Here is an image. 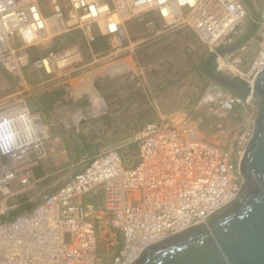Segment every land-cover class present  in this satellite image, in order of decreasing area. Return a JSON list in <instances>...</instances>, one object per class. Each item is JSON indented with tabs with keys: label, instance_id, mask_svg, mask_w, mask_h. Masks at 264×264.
Returning a JSON list of instances; mask_svg holds the SVG:
<instances>
[{
	"label": "built area",
	"instance_id": "1",
	"mask_svg": "<svg viewBox=\"0 0 264 264\" xmlns=\"http://www.w3.org/2000/svg\"><path fill=\"white\" fill-rule=\"evenodd\" d=\"M63 1L0 0L4 72L22 80L31 65L29 47L57 43L58 38L73 34L77 40L64 48L53 43V49L32 64L61 80L83 74L88 66H83L85 44L92 52V44L105 40L109 47L104 60L122 54L128 48L127 24L150 13L161 20L163 34L191 29L218 55L219 49L233 45L248 17L244 0ZM260 15L253 21L262 34L249 67L222 58L219 64L222 74L250 88L264 70V8ZM148 26L158 35L156 21L150 20ZM99 55L94 54L95 61ZM23 104L29 109L26 100L19 99L1 111L6 117L0 123V187L12 180L29 185L30 172L22 165L33 146L43 145L42 131L39 140L26 141L44 126L30 109L24 119ZM218 104L225 111L238 104L254 109L231 91L219 94ZM30 114L39 119L32 130L27 129ZM254 120L255 114L248 120L238 152L205 140L188 120L178 124L172 120L148 124L138 154L125 145L88 156L78 172L43 195L33 208L20 207L18 214H10L20 203L0 216V264H132L150 245L205 223L240 193L239 160ZM22 141L25 146L17 154Z\"/></svg>",
	"mask_w": 264,
	"mask_h": 264
},
{
	"label": "rangeland",
	"instance_id": "2",
	"mask_svg": "<svg viewBox=\"0 0 264 264\" xmlns=\"http://www.w3.org/2000/svg\"><path fill=\"white\" fill-rule=\"evenodd\" d=\"M63 2L66 3L65 0ZM247 7L248 17L233 39L234 45L235 43L241 45L233 52L216 55L215 72L217 73L222 74L219 68L222 59L230 62L237 60L243 68H248L257 54L262 28L259 27L251 36L250 32L255 14H261V10L264 8V0H249ZM138 21L129 22L130 25L126 30L128 48L122 54L119 53L104 60L103 57L108 55L104 52L109 47L108 45L106 48L104 47V44L107 43L105 40L99 39L96 44L91 45L93 53L85 44L83 66L88 65L82 70L85 73L75 74L70 79H64L63 86L45 87L46 80H50L51 77H47L45 72L36 69L32 63L53 49V43L57 44L56 46L59 48H64L73 40H77V36H73V34L58 38L57 43L56 41H46L43 45L29 47L31 65L22 74V80L10 76L0 68V111L15 100L24 99L29 109L33 114L38 115L42 122L41 114H39L40 106L60 101L64 97V107L68 108L71 113L63 119V122L70 132H73L70 137L74 135V141L78 143V145H72V143L71 145H58V137L49 138L48 134V138L43 139V145L33 146L22 165L30 172V184L25 186L18 180H12L7 187H0V216L4 213L8 214V210L20 203L23 205L26 203L36 204L43 195L56 190L70 176L78 172L88 156L108 148L125 145H131L128 146L129 149L138 154L137 143L140 139L125 142L133 135H128L130 132L128 126L131 124H128L129 119L123 117L124 109H122L121 102L122 96H126L127 93L131 94L132 86L137 87L138 91L142 89L143 92L148 89L147 86L150 85V90H153L152 86H154L158 92V97H156L159 99L158 105L162 109L170 111L167 117L160 119V123L168 124L174 120L178 124L183 120H188L198 128L205 140L213 144L225 149H233L235 152H238L239 146H243V136L249 129L247 123L253 118L255 109L247 110L239 104L232 111L220 108L219 94L230 90L214 81L203 68V62L211 53L213 54L209 47L205 45L209 52L208 55L195 54L191 42L182 44L175 39L154 38L155 30L148 26L150 20L145 18ZM140 27L144 29L146 36L138 37ZM78 39L80 40V37ZM81 40L85 41L84 38ZM153 40H155L154 44ZM97 53L101 55L95 61L93 56ZM121 61L130 63L131 68L120 74L104 73L98 74L94 78L93 86L101 96L104 108L100 115L93 116L91 113L95 109L90 96L86 93L79 97L75 96L76 86L74 83L78 85L80 78L85 74L105 70L108 66ZM93 63L95 64L93 65ZM136 78L144 80V84H142L144 86L139 84L140 81H138V85L134 84L133 81L137 82ZM70 80H72L73 86L69 85L70 89L68 90L67 82ZM147 80L151 82L146 83ZM71 87L74 88V91ZM231 93L239 97L234 92L231 91ZM46 95H49L48 101H46ZM78 113L83 114V117L76 121ZM136 118L140 121L145 117ZM146 120L151 122L152 119L148 117ZM69 140V142L72 141ZM8 192L11 194H7ZM22 199L26 200V203ZM23 205L16 209L13 208L12 212L18 211Z\"/></svg>",
	"mask_w": 264,
	"mask_h": 264
},
{
	"label": "water",
	"instance_id": "3",
	"mask_svg": "<svg viewBox=\"0 0 264 264\" xmlns=\"http://www.w3.org/2000/svg\"><path fill=\"white\" fill-rule=\"evenodd\" d=\"M238 48H222L218 54ZM215 57L207 61L208 75L255 109L253 133L239 160L240 193L205 223L150 245L132 264H264V70L250 88L210 70Z\"/></svg>",
	"mask_w": 264,
	"mask_h": 264
},
{
	"label": "crops",
	"instance_id": "4",
	"mask_svg": "<svg viewBox=\"0 0 264 264\" xmlns=\"http://www.w3.org/2000/svg\"><path fill=\"white\" fill-rule=\"evenodd\" d=\"M246 6L248 5L247 0H244ZM248 8V7H247ZM146 20H152V21H156V29L158 30V35L155 36V38L158 36L159 39L162 38H169V39H175L177 41H179L182 44H186L187 42H191V44L194 47L195 50V54H209L208 49L206 48V44H204L200 38L198 37V35L192 31L191 29H175L173 31H171L169 34H163L161 31V20L159 19V17L157 16L156 13H150L148 15H146ZM139 22V21H138ZM138 22H135V24H138ZM130 23L127 24V27H129ZM139 33L138 37H143L146 36L145 31L142 27H140L139 29ZM155 40H153V44H154ZM244 50V47H242ZM241 49V51H243ZM124 62V61H121ZM125 63V62H124ZM27 71V70H26ZM25 71V72H26ZM47 77H49V75L46 74ZM51 77V76H50ZM50 80H46L45 82V87L50 86V88H54V87H58V86H63L65 84L64 80L58 79L57 77H51L49 78ZM56 79V80H54ZM82 77L80 78V82H81ZM137 79V78H136ZM73 80V79H72ZM67 82L68 84V90L70 89V86H73V83ZM94 80V78H93ZM134 80V78H133ZM138 81L140 85L144 84V80H141V78L137 79V82L135 83L133 81L134 84L138 85ZM151 82V81H148ZM133 84V85H134ZM70 85V86H69ZM75 87V96L79 97L81 96L83 93H86L89 95L88 92H86L85 90H83L81 93H79V87H80V83L78 82V85L74 83ZM154 85V84H153ZM144 86V85H142ZM150 86V85H149ZM143 92L142 89H137V87L132 86L131 89H133V91L131 92V94H128L126 96H122L121 97V102H122V109L123 110V117L129 119L128 124H131L128 126L129 129V133L128 135H133L131 138L126 139L125 142H130L132 140H138L141 139L142 136L145 133V128L148 124H150L152 121H156L158 120V122H160V119L167 117L168 116V110H164L161 108V106L158 105V101L159 99H157L156 97H158V92L156 91V89L153 87V90H150L151 88H149ZM94 87V86H93ZM72 91H74L73 87ZM127 90V88H126ZM79 93V95H78ZM99 94V93H98ZM90 96V95H89ZM46 101L49 100V95L45 96ZM61 98V97H60ZM59 98V99H60ZM71 98V97H70ZM74 98V97H73ZM91 98V96H90ZM101 98V96H100ZM65 100H67L65 98ZM75 100V98H74ZM102 100V98H101ZM92 101V100H91ZM94 102L92 101V104ZM65 102H64V97L62 98V100L60 101H55L54 103H47L45 105L40 106V113L41 114V118H42V123L43 126L46 129L47 135L49 134V138H52L53 136L58 137L59 139V143L58 145H78V143H75V139L73 138L74 135H72V137H70L71 134H73V132H70L69 128L67 126H65L64 124V118L68 117V115H70L69 113H71L68 108L64 107ZM94 109H95V113H91L93 114V116H98L100 115L103 107H104V103L102 100V104L100 105V107H96L95 104H93ZM97 113V114H96ZM79 115L77 116L76 121L80 120L83 116V114L78 113ZM136 117H140L144 119L138 121ZM151 118V122L149 120H146V118ZM150 122V123H149ZM153 122V123H154ZM67 123V121H66ZM68 135V137H67ZM48 138V136H47ZM133 138V139H132ZM71 139L72 141L69 142ZM139 143V142H138ZM137 143V145H138ZM57 144V143H56ZM131 146V145H130Z\"/></svg>",
	"mask_w": 264,
	"mask_h": 264
},
{
	"label": "bare ground",
	"instance_id": "5",
	"mask_svg": "<svg viewBox=\"0 0 264 264\" xmlns=\"http://www.w3.org/2000/svg\"><path fill=\"white\" fill-rule=\"evenodd\" d=\"M130 68H131V64L130 63H128V62H125V63L124 62H119L117 64H113L111 66H108L107 68H105V70L102 69V70H99L97 72H92V73L85 74L82 77L81 82H79L80 83V87H79L80 91H79V93H81L83 90L88 92L89 95L91 96V100L94 102L93 104H95L96 107L99 108L100 105L102 104V100H101L100 95L98 94V92L93 87V78L98 76V74H104V73L120 74V73L128 71ZM79 93H78V95H79ZM20 110H22L21 113L25 116L24 119L27 120L28 119V114H26V113H28V111H29L27 106H25L24 104L21 105ZM4 114H5L4 112L0 113V117H2V118H0V123L3 121V118L6 117V115H4ZM35 116L39 117L38 115H35ZM35 116L31 115V114L29 115V122L30 123L29 122L27 123V129L28 130H32V125H35L36 124L35 122L39 120V119L35 120ZM0 126H1V124H0ZM41 128L39 127L38 130L36 131V137H34V138L33 137H28V138H26V141L28 139H30V138H31L30 142L39 140V135H38L39 131H42L41 133H42L44 138L47 137L48 135H47L45 127H43L42 129ZM24 143L25 142L22 141L19 145H17V147H16V149L18 150V151H16L17 154L20 153L21 148L23 146H25V145H23ZM0 184H3V179H0ZM4 190L7 191V189H4Z\"/></svg>",
	"mask_w": 264,
	"mask_h": 264
},
{
	"label": "trees",
	"instance_id": "6",
	"mask_svg": "<svg viewBox=\"0 0 264 264\" xmlns=\"http://www.w3.org/2000/svg\"><path fill=\"white\" fill-rule=\"evenodd\" d=\"M247 3L249 4V0H247ZM254 18H255V20H260V18H261V15L260 14H255V16H254ZM259 29V26L258 25H256V24H254L253 23V26H252V28H251V32H250V36L256 31V30H258ZM105 43V42H104ZM106 45H108L107 43L106 44H104V47L106 48ZM96 47V46H95ZM212 54V53H211ZM209 58H210V56L209 57H207V59L205 60V62H203V68H204V70L206 71V64H207V61L209 60ZM216 58L211 62V64H210V70H212V71H215V69H216ZM206 73H207V71H206ZM208 74V73H207ZM238 95V94H237ZM239 96V95H238ZM23 200V202H26V200H24V199H22ZM35 205V204H34ZM34 205H30V204H24L23 205V207L22 208H33L34 207ZM18 212L19 211H13V212H11V214L12 215H16V214H18Z\"/></svg>",
	"mask_w": 264,
	"mask_h": 264
},
{
	"label": "flooded vegetation",
	"instance_id": "7",
	"mask_svg": "<svg viewBox=\"0 0 264 264\" xmlns=\"http://www.w3.org/2000/svg\"><path fill=\"white\" fill-rule=\"evenodd\" d=\"M241 44H239V43H235V45L233 44V46L232 47H235V46H240Z\"/></svg>",
	"mask_w": 264,
	"mask_h": 264
}]
</instances>
